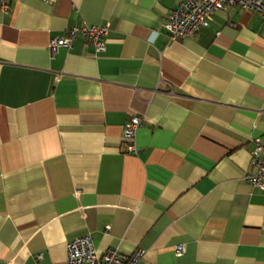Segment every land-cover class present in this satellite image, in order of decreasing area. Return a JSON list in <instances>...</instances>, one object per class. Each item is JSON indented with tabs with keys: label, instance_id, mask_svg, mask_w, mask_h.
Wrapping results in <instances>:
<instances>
[{
	"label": "crops",
	"instance_id": "1",
	"mask_svg": "<svg viewBox=\"0 0 264 264\" xmlns=\"http://www.w3.org/2000/svg\"><path fill=\"white\" fill-rule=\"evenodd\" d=\"M181 1L0 12V264H63L84 236L140 264H264V191L245 180L264 143V23L229 7L171 41ZM77 26H107L105 51L76 37L51 53Z\"/></svg>",
	"mask_w": 264,
	"mask_h": 264
},
{
	"label": "built area",
	"instance_id": "2",
	"mask_svg": "<svg viewBox=\"0 0 264 264\" xmlns=\"http://www.w3.org/2000/svg\"><path fill=\"white\" fill-rule=\"evenodd\" d=\"M20 0H0V12L7 14L10 4ZM47 4H53L55 0H41ZM235 7L242 10L255 12L264 23V0H182L178 6L170 12L164 21L162 30L168 36V40L176 41L198 34L201 30L209 28L215 13L226 8ZM107 26H77L69 29L63 39L51 40L49 49L55 53L59 48H70L76 37H81L87 46L96 54L105 51V39L108 36ZM141 126V120L133 117L122 127V138L125 141L126 153L137 155L136 131ZM251 152V163L255 173L245 177L246 182L252 187L264 191V143L261 140L255 142ZM175 249L176 256L184 252L182 246ZM144 251L135 250L130 256H125L108 250L98 255L89 236H84L69 242L66 245V260L63 264H140L144 258ZM41 259V256H38Z\"/></svg>",
	"mask_w": 264,
	"mask_h": 264
}]
</instances>
